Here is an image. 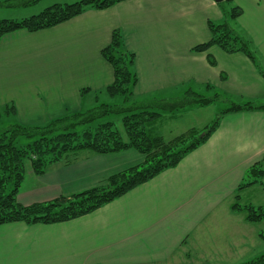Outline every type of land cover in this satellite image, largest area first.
Returning <instances> with one entry per match:
<instances>
[{"label": "crops", "instance_id": "0c3cea01", "mask_svg": "<svg viewBox=\"0 0 264 264\" xmlns=\"http://www.w3.org/2000/svg\"><path fill=\"white\" fill-rule=\"evenodd\" d=\"M233 2L243 9L236 29L251 41L264 70V0ZM25 11L16 19L35 14ZM224 19L215 0H125L87 9L51 28L8 33L0 42V110L13 105L15 112L8 115L14 122L40 125L94 106L109 95L106 88L115 78L102 54L114 30L136 56L135 96L189 87L264 100V77L246 54L227 53L218 45L193 50L211 40L209 21ZM143 161L142 153L126 149L83 151L40 175L30 165L18 200L29 205L102 186ZM259 161L264 166V110L226 113L207 141L177 166L89 214L51 224H1L0 264H183L190 259L199 264L238 258L259 233L256 223L232 206L243 203L251 188L264 187L257 183L238 191L247 169Z\"/></svg>", "mask_w": 264, "mask_h": 264}, {"label": "trees", "instance_id": "16d2710c", "mask_svg": "<svg viewBox=\"0 0 264 264\" xmlns=\"http://www.w3.org/2000/svg\"><path fill=\"white\" fill-rule=\"evenodd\" d=\"M122 1L125 0H78L74 3H55L28 17L0 19V42L8 33L21 29L35 32L51 28L87 9H107ZM34 2L36 0H23L22 4L30 5ZM224 3L232 5L231 9L228 10ZM218 4L225 16L224 21L221 23L209 21L211 40L195 46L193 50L206 51L210 46L218 45L227 53L243 52L260 68L258 54L253 49L251 41L230 26L229 20H237L243 9L233 0H223ZM102 54L111 63L115 73L114 81L106 91L111 97L121 96L122 102H100L87 111L70 112L40 125L15 122L0 131V225L18 221L27 224H51L89 214L161 172L177 166L188 153L207 141L219 127L224 114L264 110V102L235 99L220 91L205 96L190 88L178 99L135 100V87L138 83L134 69L136 56L127 49L121 31H113L112 40L103 48ZM209 61L215 65L214 59L209 58ZM260 71L264 77V70L260 68ZM206 87L213 88L210 84ZM190 93L196 95L195 98ZM216 100H222L226 107L212 123L201 130L191 129L167 140L152 128L164 112H174L195 105L206 106ZM14 112L13 105H6L5 110L0 111V118L3 114ZM113 115L122 117L124 132L117 127L115 119H110ZM104 117H107L106 121L91 127L93 122ZM85 124L90 126L82 132L76 131L77 126ZM126 149H136L144 155V161L112 175L105 185L29 205H24L18 200L27 163H30L33 171L40 175L51 165L83 151L106 154ZM257 183L264 184V166L260 161L247 169L238 191ZM239 197L240 195H237L236 199ZM232 208L243 212L249 222L258 223L264 220V206L242 204L238 200ZM239 264H264V253Z\"/></svg>", "mask_w": 264, "mask_h": 264}, {"label": "rangeland", "instance_id": "374dc122", "mask_svg": "<svg viewBox=\"0 0 264 264\" xmlns=\"http://www.w3.org/2000/svg\"><path fill=\"white\" fill-rule=\"evenodd\" d=\"M23 0H0V19H16L21 17V10H26V13H39L43 9H45L48 6H51L55 3H74L78 0H36V2L30 4L34 5L30 7L29 9H24L28 7H24L22 5ZM225 7L230 10L232 5L228 3H224ZM31 16V14L29 15ZM24 17V16H23ZM28 17V16H27ZM230 21V26L234 29L237 28L236 26V20H229ZM237 30V29H236ZM189 87L186 88H173L169 89V91H163L161 93L155 94L154 96H151L150 98H159V100H162L161 98L164 99H178L183 97ZM196 91V90H195ZM194 92V91H193ZM203 95L211 96L214 94V92H201ZM191 94V93H190ZM193 98H195L196 95L193 93L191 94ZM145 97H142L140 95L135 96V100H141ZM149 98V97H146ZM93 101V99H90V101ZM123 101V98L121 96L117 97H110L109 95H103L101 98H99V102H95L96 104L100 102H109V103H120ZM261 102H264V100H260ZM259 101V102H260ZM201 109L197 110V107ZM192 106L191 108H196L193 111H191L189 108H181L178 111L165 113V110H161V112H164L163 116L158 119V121L152 125V128L154 132L159 133L163 135L167 140H170L180 134H183L187 131H190L191 129H198L201 130L203 129L204 125H208L212 123L218 116L219 112L226 107L224 102L222 100H216L210 103L209 105L206 106H199L195 105ZM92 107V106H90ZM89 107V108H90ZM89 108H84V111H87ZM5 110V108H3ZM1 109V110H3ZM0 110V111H1ZM12 116L3 114L2 117L0 118V131L6 127H9L13 125L15 122L11 118ZM107 117H104L103 119H100L98 121H95L91 124V127H96L100 122L106 121ZM110 119H115L114 121L116 122V125L121 131L124 132L123 126H122V117L119 115H113L110 116ZM88 124L85 125H79L76 128V131L82 132L85 129L88 128ZM195 126V127H192ZM198 127V128H196ZM201 127V128H200ZM30 167V163H27L26 165V175L28 172V168ZM25 175V176H26ZM27 180H29V175L27 176ZM246 199H244L245 203H252L253 205H260L264 206V187L262 186H255L251 188L249 191L246 193ZM254 229L258 231L259 235L257 237L252 238V242L248 244V248L246 252L239 256L238 258L235 256L234 259H223V260H217V261H202L199 264H237L239 262L245 261L249 258H252L256 255H259L261 253H264V220L260 223H256L253 225ZM183 264H195L194 259H190L188 261H185Z\"/></svg>", "mask_w": 264, "mask_h": 264}, {"label": "water", "instance_id": "95a60500", "mask_svg": "<svg viewBox=\"0 0 264 264\" xmlns=\"http://www.w3.org/2000/svg\"><path fill=\"white\" fill-rule=\"evenodd\" d=\"M216 2H221V1H223V0H215Z\"/></svg>", "mask_w": 264, "mask_h": 264}]
</instances>
